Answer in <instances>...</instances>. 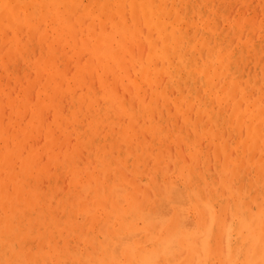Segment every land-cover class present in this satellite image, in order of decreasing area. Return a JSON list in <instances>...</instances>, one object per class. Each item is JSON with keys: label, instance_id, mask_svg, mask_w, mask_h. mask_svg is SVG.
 Here are the masks:
<instances>
[{"label": "rangeland", "instance_id": "obj_1", "mask_svg": "<svg viewBox=\"0 0 264 264\" xmlns=\"http://www.w3.org/2000/svg\"><path fill=\"white\" fill-rule=\"evenodd\" d=\"M142 1L57 0L54 3L86 5V7L79 9L65 7L62 9L63 14L70 17L68 24L56 20L55 9L47 8L45 12L39 9V13L38 10L35 11L36 8H29L32 17L39 13L38 16L52 18L56 22L41 30H37L31 24H20L9 36H5L7 28L6 14L3 8H0V133L6 130L12 136L18 134L20 140H22L20 149L24 152L23 157L16 155L7 165L0 162V195L5 194L6 178L15 180L18 183L19 180L25 178L28 170L32 169L36 176L33 183L38 192L53 206H61L54 211L57 220L60 221V224L55 228L64 229V232L61 236L57 232L54 244L58 243L66 251L69 259L77 260V257L81 254H78L79 251H84V255L80 260L100 259L103 248L85 249L86 241L89 238L101 242L107 249V247H113L117 243L120 244L121 236L124 238L123 235L125 234L127 237L128 230L130 232L132 228L133 231L131 232L134 234L131 233V235L136 236L137 233H141V236L133 238L130 235L133 241L131 239L128 241V237L126 240L122 239L128 242L132 241L134 244L144 241L148 235L143 232L144 224L137 220L123 221L119 231V225L113 227L110 208L114 205L118 206L121 198L131 201L136 197L143 198L145 194H150L152 215L161 224V230L166 229L168 221L178 220L177 211L181 213L187 209L188 215L183 220L185 224H180V233L182 235L187 231V234L194 237L187 242L188 249L184 247L182 250L180 246L178 249L175 248L177 252L172 251V255L178 257V262L175 258L177 264L198 263L197 254L200 253L201 256H206L204 252L208 247L204 241V237H207L206 230L204 231L203 228L204 224L201 222L200 216L194 212L198 208V204L191 199V186L180 181L172 189L171 196L154 190L157 177L160 181H163L167 175L171 180V174L177 170V165L182 164L187 167L195 158L198 161H194L193 165L201 171L202 175L200 177L206 178L208 186L214 184L216 188L219 186V190L213 186H209L207 189L209 200L212 199V191L222 193L217 203L219 208L221 207L220 203H233V199L227 197L230 190L238 191L236 203L240 195L245 193L250 194L257 204L261 197L264 168L259 170L257 162L264 156V148H262L264 139L261 138L256 147L245 145L243 149V147L231 146L236 141L241 140L242 142L247 138L248 117L252 115L254 109L252 107L254 105H251V103L257 102V109H254L256 114L261 112L259 109L261 107V87L264 85V58H262L264 57V40L261 39L260 21L264 19V0H154L157 7L162 5L167 12L166 14L161 13L162 15H159L160 19L155 16V23L160 22V27L165 25L164 27L167 28L169 33L173 31L174 26L176 28L179 26L187 39L180 42L177 48L171 49L172 57L170 60L160 57L155 60L152 68L165 71L178 66L183 60L182 65L185 66L182 72L183 78L181 79L177 75L176 80H188V82L180 86L175 82V79V81L173 80L169 72H160L158 79L145 81L140 79L142 76L141 62L137 59L142 57L143 61L146 60L151 51L150 41L153 40L158 49L168 45L165 43H171V40L168 42L162 40L158 30L150 27L151 22H145L143 16L140 15L139 4ZM2 4V0H0V5ZM13 4L27 5L21 0ZM16 10L17 14L21 11V9ZM23 11L27 12L26 8ZM136 18L137 22L135 23ZM242 18L251 20H249L247 29L244 31L245 36L243 38H241L238 31L233 29L231 23L233 20ZM120 19L126 21L129 26L135 27L136 31L138 30L137 36L125 42L122 46H120L119 35L113 33L115 31L113 20ZM208 23L212 26L211 31L207 29L209 25H206ZM101 26H107V43L104 46L102 45L101 48L104 52H101L104 58L95 59L91 67L88 68L89 71L84 74L81 72L80 67L84 66L92 57L91 47L95 38L92 33L99 32ZM169 26L170 28H168ZM59 31L74 34L71 41L63 37L57 48L58 54L59 48L60 54L62 47H66L65 50L67 51L66 56H58L57 59V64L63 62L62 77L49 75L47 71H43L42 75L37 78L35 68L30 66L29 60L39 59L44 51L48 53V41H51L52 35L54 36ZM203 36L207 37L208 47L198 45L193 47L194 52L191 51V48H189L191 44L199 43ZM253 44H255L256 49L250 50ZM221 45L226 48L229 54L236 52L233 58V66L237 73L234 76L241 79V87L250 93V95L243 97L245 103L240 106L246 116L243 117L245 122L239 129L236 128L238 115H234L235 110L234 104H231L232 100L228 103H220L217 99V95L221 94L223 86H226L227 89L230 87V79L227 75L221 73L214 78L211 85L212 91L205 85L207 75L203 70L187 75L186 66L191 61L194 53L198 60L201 59V63L210 60L218 65L220 53L216 51V48ZM209 47L214 49L209 52ZM181 48H184V51ZM177 49L179 50L177 51ZM121 56H125L124 68L120 67L119 57ZM46 58H52V54L46 55ZM145 62L148 64L147 61ZM236 65L239 66V70ZM83 69L86 70V68ZM81 78H85V81H81ZM102 78H104L105 85L101 83ZM220 78L223 80L221 81ZM170 81L171 87L167 91L169 95L167 104L163 105L165 98L159 96L160 105L162 104L160 109L157 108L153 115L143 111L140 98L144 96L147 105H150L155 90L157 88L164 89ZM44 87L49 89L47 94L40 91ZM89 88L92 90L90 89V91ZM95 92L98 98L96 103H100V106L92 104L94 101H92V94ZM211 93L212 95H210ZM105 94H107V99L109 97L111 99L113 95L117 97L116 100L124 99L128 109L121 113L115 104L112 106L107 105L106 115L100 109L105 104ZM25 95H28L29 106L23 105ZM126 95H128L127 98ZM182 96L191 97L188 107L186 106L183 110L190 120H185L183 111H179L177 115L175 114L177 110L176 101ZM248 96L250 97L249 100H247ZM153 105L156 106V102ZM31 107H35L34 110L37 109L40 113L37 115ZM98 112H102L103 117H107L106 122L101 121ZM131 115H135L136 118V125H133L134 129L129 128ZM262 118H264V113L258 116V128L264 134V127L261 125ZM117 121L118 123H115ZM154 121L158 124L162 121V126L170 130L169 133L165 134V136L169 134L170 136L168 138L164 136L166 140L162 145H159L158 140L154 141L155 133L151 127ZM122 126L124 127L122 128ZM195 128L200 133H205L198 137L197 143H194L191 147ZM157 132L159 133V130L156 129ZM212 134L218 135L217 138L211 139L215 137V135L211 137ZM117 135H121L119 136L122 138L120 141ZM52 136V144L55 146L54 152H50L51 144H48V140ZM183 136L188 138L175 141ZM106 137H108L107 163L110 165L107 168V173L104 171L103 163L98 156L99 139L101 141L102 138ZM130 139L134 144L132 147L128 145ZM116 141L118 143H115ZM139 143L143 144L147 149L146 154L149 152V155H143L144 158L141 157L137 160L139 153L142 154L143 152V149L138 146ZM225 144L230 145L226 153H223L221 149L217 151L218 145ZM232 148L237 152L240 159L236 167L231 170V177L227 178V176H223L222 168L226 166V160H233L232 151L234 152V150ZM7 149L8 141H2L0 143V154L2 152L6 154ZM36 150H38V153H36ZM74 151L77 153L75 155L76 161L65 165L67 156H71ZM167 154L170 156H167ZM173 158L175 159L173 160ZM187 162L189 163L186 164ZM165 168L166 170L170 169L168 174L165 176L160 175L159 171L161 172ZM133 169H136V174H133ZM227 171L229 170L227 169ZM123 177L133 181L137 190L123 184ZM223 177L230 182L231 187L222 188L221 180ZM106 183L110 186L105 193V210L98 213V203L101 202L99 194L102 186ZM225 190L227 191L225 192ZM9 195L17 202L29 197L27 192L21 195L18 190ZM78 199L83 203L82 208L79 207V203L75 207L73 205L77 203ZM69 201L75 209H68L67 213L65 203ZM7 207L6 209V206L0 205V230L3 231L6 211H13L17 215V226L19 228V236L13 234L15 238H22L28 249L41 254V259L52 258L50 255H44L50 248V232L47 222L45 223L42 218L34 217L33 214L30 215L31 219L24 218L23 212L29 208L27 203L22 206L21 210H14L9 205ZM222 210L224 215L231 216L230 211ZM256 212L255 235L259 234V208L256 209ZM107 213H109L108 216L110 215L111 219L106 224L104 234L101 229L103 223L98 225L90 220H92L93 215L101 214L106 217ZM208 223L211 222L208 221ZM74 230L75 233H73ZM109 231L113 234H109ZM202 231H204V234L201 236L199 232ZM24 236H27V239H24ZM106 239H109L106 241L109 243H105ZM123 240L121 245H117L118 247L124 244L125 241L123 242ZM230 240L231 246L235 247V234L231 233ZM66 241L71 249L62 246ZM115 242L117 243L115 244ZM113 250L110 248L107 257L112 255L115 256L113 258L120 259L117 257L120 255L121 259L124 260L126 254L124 247H120L119 252L121 253L117 252L119 255L116 253L113 255ZM168 255V258H172L171 252ZM179 256L182 257L179 258ZM228 258L229 256L226 259ZM215 259H218V257L212 258V260ZM243 259H253L256 264H259L261 256L257 250L252 256H249L247 252Z\"/></svg>", "mask_w": 264, "mask_h": 264}, {"label": "bare ground", "instance_id": "obj_2", "mask_svg": "<svg viewBox=\"0 0 264 264\" xmlns=\"http://www.w3.org/2000/svg\"><path fill=\"white\" fill-rule=\"evenodd\" d=\"M17 1H19V0H2V3L3 4H5V3H7V4H13V3H16ZM21 1L22 2H25L27 5H35V4H40V5H54L55 4L56 5V3H54V2L57 1V0H21ZM133 2H135V1H133ZM139 6H140V11H141L140 12L141 13L140 15L143 16V19L145 20V22H151V26L150 27L152 29H157L158 30V34L162 38V40H164L165 42H168V41L171 40V43H165V44H168V45H166L162 49H158L156 47V43L153 40L150 41L151 51H150L149 55L147 56V58L145 60V61H147L148 64H146V62L143 61V58L142 57H139L137 59L139 62H141V69L140 70H141L142 76H141L140 79L142 81L150 80V79H158L160 72H169L170 73V76L173 77V80L174 79L176 80V76L177 75H179L181 77V79H182L183 78L182 72H183L184 67H185L184 65H182L183 60H182L181 64H179L178 66H175L174 68H170L168 70L166 69L165 71H162L159 68H152V65L155 64V60H157L160 57L168 58L170 60V58L172 57V53L170 52L171 49L172 48H177L179 46V43L180 42H183L185 39H187V36L184 33L181 32V29L179 28V26L177 28L174 26L173 27V31H171L169 33V32H167V28L164 27L165 25L162 26V27H160V22L155 23V16H157L158 19H160L159 15H162V14H166L167 13L166 10H165V8L162 5L159 6V7H157V5H156V3H155L154 0H146V1L143 0L139 4ZM46 9L47 8H40V10L43 11V12H45ZM49 9H52L53 10L55 8H49ZM40 10L36 8L35 11L39 12ZM26 11L29 14V16H31L32 12L29 10V8H26ZM55 12H56V9H55ZM38 14H36V16H38ZM50 14H51V12H50ZM242 14H243V12H242ZM196 17H198V16H196ZM252 17H254V16H252ZM136 22H137V18L135 19V23ZM113 25H114V28H115V31L113 33H114V35H116V33H117V35H119L120 46H122L125 42L130 41V40H132L133 38H135L137 36L138 30L136 31L135 30V27L129 26L126 23V21H124L122 19L117 20V21L116 20H113ZM121 25H123V26L120 27ZM173 25H174V23H173ZM206 26H208L207 27L208 31H211L212 30L211 24L208 23ZM168 28H170V26ZM177 30H178V34H174V33L177 32ZM106 33H107V26L106 27L105 26L104 27L101 26L99 32L97 31V32L92 33V36L95 37L94 38V44L91 47V49H92V57L90 58V60L84 66H81L80 67L82 73L85 74L87 71H89L88 68L91 67V65H92V63H94V60L95 59L100 60L101 58H104V56L101 54V52L104 53L101 48H102V45L104 46L107 43V34ZM52 37H53L52 40L51 41H48V45H49L48 46V48H49L48 53H46L44 51V52L41 53L39 59H36L34 61L29 60L30 61V66L31 67L33 66L35 68V72L37 74V76H36L37 78H39L42 75L43 71H47L49 75H56L58 77H62V72H63L62 65H63V62H60L59 64H57V59H58V56H60V57L66 56L67 55V51L65 50L66 47H62L61 54H60V48H59V54H60L59 55L57 48H58V45L62 42L63 37H66L67 39H69L71 41L72 38L74 37V34H72V33H64V32H60L59 31V32H56L54 34V36L52 35ZM261 39L264 40V37H262V34H261ZM198 45H202V46L208 47L207 45H209V42L207 40V37L206 36H203L200 39L199 43L195 42V43L191 44V46L189 48H191V51L194 52L193 47H197ZM168 48H170V49H168ZM183 49H182V51H184ZM208 49H209V52H210L214 48H210L209 47ZM255 49H256L255 48V44H253L252 45V48H250V50H255ZM178 50L179 49H177V51ZM182 51H181V53H182ZM216 51L220 53L219 54V57H218L220 62H219L218 65H215V63H212L210 60H208V62H202L201 63L200 62L201 59L198 60V57L194 53L193 56H192L191 61L186 66V69H187V72H188L187 75H191L194 72H197L199 70H203L206 73V75H207L206 76L207 77L206 78L207 80L205 81V85L207 86V88H209L212 91L211 85H212V82H213L214 78L216 76L220 75L221 73H225L227 75V77L230 79V87L227 89L226 86H223V88L221 90L222 91L221 94L217 95V99H218V101L220 103H224V102L228 103V102L231 101V99L229 98V95H228L229 94V90L231 89L232 95H234L237 91H239L241 88H243V87H241V79L238 76H234V74L237 73V70L233 66V64H234V59L233 58H234L236 52H234L232 54H229L228 51L226 50V48L224 46H222V45L219 46V47H217L216 48ZM48 54H52V58H50V59H47L46 58L45 59V56L48 55ZM204 54H205V52H204ZM124 58H125V56L119 57V60H120L119 62H120V67L121 68H124V62H125L124 61ZM236 61L238 62V60H236ZM83 68H86V70L83 69ZM236 68L239 70V66L238 65H236ZM32 73H34V72H32ZM102 79H103V81L101 83H102V85H105L104 78H102ZM198 79H199V77H198ZM220 79H221V81L223 80L222 78H220ZM80 80L84 82L85 81V78H83V79L81 78ZM175 82H177L178 85L180 86L181 84L187 83L188 80L181 81V80L177 79ZM219 82H220V80H219ZM249 85H251V84H249ZM170 87H171V81L169 82L168 86H166L164 89L157 88L155 90L154 94H153L152 103L150 105H147V103H146L147 100L145 101L144 96L142 98H140L141 99V106H143V111L148 112L149 115H153L154 114V111L157 108L160 109V106L162 104L160 105L159 96H164L165 102L163 103V105H166L167 104V101L169 99V95L167 94V91H168V88H170ZM218 87H219V85H218ZM90 89L91 88H89V90ZM40 91H42V92H44V93L47 94L48 91H49V89L47 87H44ZM96 95H97L96 92L94 94H92V97H93L92 98V101L94 100L92 102V104L93 105L100 106L101 105L100 103H96L97 100H98V98L96 97ZM210 95H212V93ZM127 96L128 95H126L125 97L127 98ZM104 97H105V104L103 106H101L100 109L102 110V112H105L106 115H107V105L108 106H112L113 104H115L116 105V108L118 109L119 112L121 111V113L123 111H125V110L128 109L127 108V105H126V101L124 99L116 100L117 97H115L114 95L112 96L111 99H110V97L107 99V94H105ZM40 98L42 99L41 94H40ZM249 98L250 97L248 96V99L247 100H249ZM190 100H191V97H187V96L180 97V99L178 101H176L177 110H176L175 114L177 115L179 111L182 112L185 109L186 106L188 107V105L190 103L189 102ZM214 100H215V97H214ZM107 101H108V104H107ZM0 102H1V99H0ZM154 102H156V104H157L156 106L153 105ZM231 104H234V103L232 102ZM23 105L24 106H29L30 105V102L28 100V95H25V97H24V104ZM251 105H254L252 107H254L255 110L257 109L256 108L257 102H253V103H251ZM31 108H33V112L36 113L37 115H38V113H40L37 109L34 110L35 107H31ZM254 109H253L252 115H249V117H248L249 122L247 123V126H248L249 129H248L247 138L244 141H242V142H241V140L236 141L231 147H243V149H244L245 145H249L250 147H252V146L253 147H256V145L259 143L260 139L262 138V132L258 128V121H259L258 116H260L262 112H259V113L256 114V111ZM234 110H235L234 111V115L235 114L238 115L237 127L236 128L239 129V128H241L242 124H244V122H245L243 120V117L246 116L245 115L246 113L243 112V110L240 108V106H237L235 104H234ZM259 110L261 111V107H260ZM102 112H98V117L101 119V121L103 120L104 122H106L107 117H103ZM183 115L185 117V120H190V118L185 114L184 111H183ZM219 115H220V113H219ZM222 118H225V117H222ZM161 122L162 121H160V124H158L156 121H154L152 123V125H151V127L153 128V131L155 133L154 141L158 140L159 141V145L160 144L162 145L164 143V141L166 140L165 137L168 138L170 136V134L165 136V134L166 133H169L170 130H169V128H165L164 126H162V123ZM115 123H118V121L115 122ZM129 124H130L129 125V128L130 129H134V126L133 125H136L135 115H131V117L129 119ZM124 126H125V124H124ZM124 126H122V128ZM156 129L159 130V133L160 134L158 132L156 133ZM250 129H251V133H250ZM6 133L8 134L7 136H6ZM193 133H194L193 134L194 135V138H193L192 143L190 144L191 147L193 146L194 143H197L198 137H200L205 132L200 133L199 130L197 128H195ZM96 134H98V133H96ZM119 134H121V133H119ZM213 135H215V134H212L211 137ZM119 136H121V135H119ZM119 136L117 135V137H118V139L120 141L122 138H120ZM217 136L218 135H215V137H213L211 139H214V138L216 139ZM9 137H11V138L18 137L19 138V135L18 134H14V136H12V135L9 134L8 131L4 130L3 132L0 133V143L2 141H8ZM52 138H53V136L50 137L49 140H48V144L49 145L51 144L50 152L51 151H53V152L55 151V146H53V144H52V140H53ZM187 138H188L187 136L186 137L183 136L182 138H179L178 140H175V141H181V140L187 139ZM107 139H108V137L102 138L101 141L99 139V142H98V144H99V154H98V156L101 158V161H102L103 166H104V171L106 173H107V168L110 166L109 163H107ZM202 139H204V138L202 137ZM201 141H203V140H201ZM115 143H118V141H116ZM177 143H179V142H177ZM21 144H22V140H20V145ZM128 145L131 146V147L134 145L132 139L129 140ZM138 146L143 149V152H142V154L139 153V155L137 156V160H139L141 157L144 158L143 155H145V156L146 155L147 156L149 155V152L146 154L147 149H145V147L143 146V144H140L139 143ZM160 147L162 148V146H160ZM228 148H230V145H226V144L225 145H218L217 146V151H219V149H221L223 153H226V150ZM36 153H38V150H36ZM232 153H233V151H232ZM247 153H248V151H247ZM75 155H77V153L75 151L72 153L71 156L68 155L67 156V162H66L65 165H67L68 163H71L72 161H76L75 160L76 159V156ZM167 156H170V155L167 154ZM263 157L264 156H262V159L258 160V162H257V168L259 170H261L262 168H264V160H263ZM11 159H10V161H11ZM166 159H167V157H166ZM174 159L175 158H173V160ZM194 161H198V159L195 158ZM194 161L190 165H187V167H186V165H182L181 164V165H177V168H176V169H178V168L179 169L187 168L194 176H196L198 178V180H197V182L195 184L196 186H191V190L192 191L190 192V194H191V199L194 200V202H196L198 204V208L194 212L197 215L200 216L201 222L204 224L203 228H204V231L206 230V236H207V237H204V241H205V244L208 247V249L211 250V255L210 256L207 255V254H206V256H204V255L201 256V254L198 253L197 254L198 263H193V264H200V261L201 260H204V259H212V258H216V257H218V258L219 257L225 258V256L227 258L229 256V252H231V258L232 259L233 258H235V259H243L244 258V255H246V253L248 251L245 249L244 252H243V254H241L240 252L238 253L237 250H236V248L231 246V240H230L231 232H229V230L227 228H222L221 227V218L223 216H225L222 209H225L226 212L227 211L228 212L230 211V213H232L233 207L236 204V198H237L236 195H237L238 191L230 190V192H229V194H228L227 197L230 198V199H233L232 200L233 203L232 204L229 203L230 205L228 204V202L220 203L221 204V207L219 208V206L217 205V203L219 202V197H221V194L222 193L216 192V191L215 192L212 191V199H210V200L208 199L207 189H208L209 186L210 187L211 186L215 187V184L214 185H209V186L206 184V182H207L206 178H201L200 177L202 175L201 174V171L197 170L196 167L193 165ZM0 162H2L3 165H6V163H5V153L4 152H2L0 154ZM188 163L189 162H187L186 164H188ZM119 166H121V165H119ZM169 170L170 169L166 170V168H165V169L161 170V172L159 171V174L160 175L162 174V176H165L166 174H168ZM222 171H223V176H227L226 173L228 171H227L226 166L224 168H222ZM27 173L28 174H26V176H25L24 179L18 181L19 187L17 188V190H18V193L21 194V195L24 194V192H27V194L29 195V197L27 199L20 200L19 202H17V201H15L13 199V197H10V195H8V197H7V206L9 205L14 210L15 209H20L21 210L22 206L24 204L26 205V203H27L28 206H29V208L27 210H24V212H23V215L25 216L24 218L31 219L30 218V215L33 214L34 217L42 218V220L45 223L47 222V224L49 226V229L48 230L50 232L49 233V239H50V247H51V246L54 245V241L56 240V234H57V232H59L60 236L64 232V229L55 228V226H57L58 224H60V221L57 220V215L55 214L54 211L58 207H61V206L60 205L53 206L52 203H49L48 201H46L43 198V196L38 192V189L35 187V185L33 183V180L36 178V176L34 175V171L32 169H30V171L28 170ZM136 173H137L136 172V169H133V174H136ZM221 181H222V186H223L222 188H224V189L229 188L228 187V183L229 182L227 181V179L225 177H223V179ZM122 182L126 186L133 187V190H137V188L135 187L136 185L134 184L133 181H130V180L126 179L125 177H123V181ZM109 186L110 185H108L107 183L102 186V190H101V192L99 194V199L101 200V202L98 203V207H97L98 213L100 211L102 212V210H105V206H104V201L106 199L105 193L108 191ZM216 189L219 190V186ZM221 191H223V190H221ZM226 191L227 190H225V192ZM193 192H197V193H199V195L197 197H194L193 196ZM131 196L133 197L134 194L131 195ZM70 202L71 201L65 203V207H66L65 208V211L67 213H68V209L69 210L70 209H75L74 207H75V205H78V203H79V207L80 208L83 207V203H82V201L80 199H78V201H77L76 204H73L74 207L71 206L72 203L70 204ZM1 204H2V206H6V190H5V194H1L0 195V205ZM103 212H105V211H103ZM108 214L109 213L106 214V217H103L101 214H99V215L96 214V215H93L92 216V220H90L92 223H97L98 225L100 223H103V226H101V229H102L103 233L105 232V227H106L107 222L110 221V219H111V216L110 215L108 216ZM176 216L179 218V216H180V212L179 211H177ZM208 221H210L211 223H208ZM182 223H183L182 225L185 224L184 221H182ZM121 224H122V222L118 226L119 227V231H120ZM69 226H70V224H69ZM125 228H127V227H125ZM101 229H99V231H101ZM131 231H133L132 228L130 229V232L128 230V236H127L128 237V239H127L128 241L130 239L133 241L132 237L135 238L137 236V235L136 236L135 235L134 236L131 235V233L134 234ZM204 231L199 232L200 233L199 235L202 236V234H204ZM186 232H184L181 235V243H180V246H181L182 250L184 249V247L186 249H188L187 242L189 241L190 238L194 237V236H191V235L187 234ZM73 233H75V230H74ZM108 233L109 234H113V232H111V231H109ZM124 233H122V234H124ZM101 234H102V232H101ZM104 234H103V236L105 237ZM195 234H196V232H195ZM257 235H259V234H257ZM123 236H124V238L122 236L120 238L121 241L118 240L119 243L120 242L121 243L118 244L117 242H115V244L117 243V245H121L122 244V240L123 239L126 240V238H127L125 234ZM129 236H130V238H129ZM119 237H120V235H119ZM24 239H27V236L26 237L24 236ZM151 239H152L151 234H148L147 235V238L144 239V241L137 242L135 244L132 241L128 242V241L123 240V242L125 241L126 244L124 242V244H123L124 246L122 245L120 247L121 248L124 247L126 249V254H125L124 260L132 261V260L139 259L140 256L138 254V249L141 246H143L144 244H146ZM108 240L109 239H106L105 240V243H109V242H106ZM2 245H3V231L0 230V247H2ZM77 245H78V243H77ZM79 245H81V244H79ZM117 245H114V246L117 247L116 249H119V250H116L114 246L113 247H110L111 249H114L113 252H112L113 255H115V253L117 254V252L120 251V247H118ZM62 246L64 248L71 249L69 247V243L67 241ZM161 247L163 248V247H165V245L161 244ZM87 248H91V249L103 248L102 249V253H101V257H100L99 260H101V259H112L113 257H115V256H112V255L107 257V255L110 252V248L107 247V249H106L105 246L101 242L95 241L94 238L87 239L85 249H87ZM176 249H178V248H176ZM216 249H222L223 250V255L222 256H217L216 255V252H215ZM173 250H175V248L169 250L168 253H167V255H168L171 252L172 258H168L167 255H165L166 257L164 259L172 261L173 264H177V263H175V261H176L175 258L177 259L176 262H178V257H174V255H172V253L174 252ZM175 252H177V250H175ZM120 253L121 252H119V254ZM78 254H80V256L77 257V260L78 259L80 260L83 257V255H84V251L83 252L79 251ZM119 254H117V255H119ZM204 254H205V252H204ZM117 257H119L120 259L122 258L120 255L117 256ZM180 257H182V256H179V258ZM229 258H230V256H229ZM87 260H89V259L87 258ZM180 264H187V262L186 263H180Z\"/></svg>", "mask_w": 264, "mask_h": 264}, {"label": "snow or ice", "instance_id": "obj_3", "mask_svg": "<svg viewBox=\"0 0 264 264\" xmlns=\"http://www.w3.org/2000/svg\"><path fill=\"white\" fill-rule=\"evenodd\" d=\"M65 7L84 8L86 5H16V4H2L6 14L7 28L5 36L12 34L20 24H31L37 30L45 29L49 24L55 23L52 18H43L40 16H29L23 9L25 8H55L56 20L60 23L68 24L70 17L63 14L62 9ZM16 9H21L20 13H16ZM211 23V21H210ZM234 30L238 31L241 38L244 36V31L247 29L249 21L247 19H237L231 21ZM260 31L264 37V19L260 21ZM178 34V30L176 33ZM264 58V57H262ZM229 98L237 106H243L245 103L243 97L250 95V93L241 88L235 95H232L229 90ZM261 112L264 113V85L261 87L260 97ZM261 125L264 127V118L261 120ZM251 133V129H250ZM8 134L6 133V136ZM264 139V134H262ZM264 148V144H262ZM19 155L24 156V152L20 149V139L18 137L8 139V149L5 154V163L9 164L12 157ZM240 157L236 151L233 152V160L226 161V168L229 170L226 175L231 177V170L236 167ZM197 177L194 176L187 168L177 169L171 174V180L166 175L163 181L157 177L156 186L154 188L157 192H164L171 196L172 189L183 181L185 185L194 186L197 182ZM19 187L17 181L5 179L6 188V209L7 197L10 193L17 190ZM228 187H231L230 182ZM199 193L193 192V196L197 197ZM259 208V235H255V224L257 219L256 209ZM112 212L113 227L115 228L123 221L137 220L144 224L143 232L145 235L151 234L152 239L138 249L139 259L127 261L122 259H101V260H73L67 257L66 251L60 247L58 243L54 244L45 253V256L52 258H40L39 252H33L27 248L24 240L16 239L19 236V228L17 226V215L11 210H7L3 221V245L0 247V264H173L172 261L166 260L163 257L167 255L168 251L174 248H179L181 243L180 224L187 217V209L180 213L178 220H170L167 222L166 229L161 230V224L155 220L152 215L151 195L145 194L143 198L136 197L131 201L121 198L118 206L114 205L110 208ZM221 227L227 228L229 232L235 234V248L238 252L243 254L244 250L248 251L249 256L254 255L258 250L261 256L259 264H264V174H262L261 197L257 204L248 193L241 194L237 203L233 207L231 216H223L221 218ZM15 233V236L13 235ZM138 237L141 233L136 234ZM165 245L161 248L159 245ZM217 256L223 255L222 249L215 250ZM205 254L211 255V250L205 249ZM231 256V252H229ZM200 264H256L253 259H222L215 260L204 259Z\"/></svg>", "mask_w": 264, "mask_h": 264}]
</instances>
